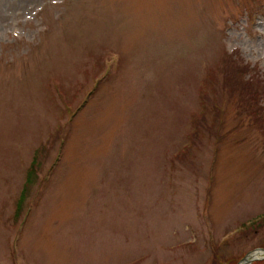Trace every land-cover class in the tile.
<instances>
[{"label": "rangeland", "instance_id": "obj_1", "mask_svg": "<svg viewBox=\"0 0 264 264\" xmlns=\"http://www.w3.org/2000/svg\"><path fill=\"white\" fill-rule=\"evenodd\" d=\"M259 250L264 0H0V264Z\"/></svg>", "mask_w": 264, "mask_h": 264}, {"label": "trees", "instance_id": "obj_2", "mask_svg": "<svg viewBox=\"0 0 264 264\" xmlns=\"http://www.w3.org/2000/svg\"><path fill=\"white\" fill-rule=\"evenodd\" d=\"M247 88H248V90H250L249 86H247ZM252 94L253 93L251 92V94H250L251 95V98H252ZM251 98H249V99L252 101ZM35 166H37L36 161H34L32 163V165H31V169H30L29 174H28V177H27L28 179H27L26 187H28L29 185H31L33 183V181H34V178L36 177V167ZM26 191H27V188H25L24 193ZM24 199H25V195L23 194V196L20 198L19 209H21V204L23 203ZM18 214H19V212H18Z\"/></svg>", "mask_w": 264, "mask_h": 264}, {"label": "bare ground", "instance_id": "obj_3", "mask_svg": "<svg viewBox=\"0 0 264 264\" xmlns=\"http://www.w3.org/2000/svg\"><path fill=\"white\" fill-rule=\"evenodd\" d=\"M264 257V251L256 252L252 255L253 259H260ZM241 264H245V262H242Z\"/></svg>", "mask_w": 264, "mask_h": 264}]
</instances>
